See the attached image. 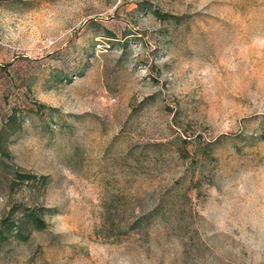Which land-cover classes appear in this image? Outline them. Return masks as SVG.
<instances>
[{
    "label": "rangeland",
    "instance_id": "1",
    "mask_svg": "<svg viewBox=\"0 0 264 264\" xmlns=\"http://www.w3.org/2000/svg\"><path fill=\"white\" fill-rule=\"evenodd\" d=\"M0 231V264H264V0H0Z\"/></svg>",
    "mask_w": 264,
    "mask_h": 264
},
{
    "label": "trees",
    "instance_id": "2",
    "mask_svg": "<svg viewBox=\"0 0 264 264\" xmlns=\"http://www.w3.org/2000/svg\"><path fill=\"white\" fill-rule=\"evenodd\" d=\"M155 14L163 21H170V20H177V17L167 15V14H162L161 12L156 11ZM19 177L22 180H33L36 179L35 176H24L20 175ZM26 218L29 220L30 224L32 225L33 228L36 230L42 231L46 229V223L41 219V217L37 213H29L28 215H25ZM5 220H3V223ZM2 232L0 231V239L2 238ZM20 236H22V233L19 231ZM23 237V236H22ZM2 240V239H1Z\"/></svg>",
    "mask_w": 264,
    "mask_h": 264
}]
</instances>
